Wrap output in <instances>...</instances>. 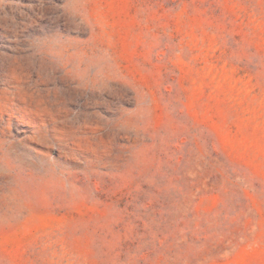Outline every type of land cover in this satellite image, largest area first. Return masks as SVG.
Returning <instances> with one entry per match:
<instances>
[{
    "label": "rangeland",
    "instance_id": "1",
    "mask_svg": "<svg viewBox=\"0 0 264 264\" xmlns=\"http://www.w3.org/2000/svg\"><path fill=\"white\" fill-rule=\"evenodd\" d=\"M0 264H264V0H0Z\"/></svg>",
    "mask_w": 264,
    "mask_h": 264
}]
</instances>
